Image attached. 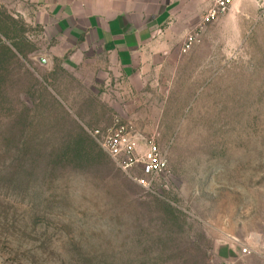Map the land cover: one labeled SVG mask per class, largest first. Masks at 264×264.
<instances>
[{"label": "rangeland", "instance_id": "obj_1", "mask_svg": "<svg viewBox=\"0 0 264 264\" xmlns=\"http://www.w3.org/2000/svg\"><path fill=\"white\" fill-rule=\"evenodd\" d=\"M11 8L0 5V264H264V0H230L165 87L125 99L102 56L69 65ZM115 124L138 150L153 140L165 171L123 170L91 135Z\"/></svg>", "mask_w": 264, "mask_h": 264}, {"label": "crops", "instance_id": "obj_2", "mask_svg": "<svg viewBox=\"0 0 264 264\" xmlns=\"http://www.w3.org/2000/svg\"><path fill=\"white\" fill-rule=\"evenodd\" d=\"M209 1L0 0V5L58 39L54 51L67 55L69 65L96 64L89 57L102 56L106 65H99L117 72L118 96L125 99L165 87L166 75L189 53L181 52L183 40L199 25Z\"/></svg>", "mask_w": 264, "mask_h": 264}, {"label": "built area", "instance_id": "obj_3", "mask_svg": "<svg viewBox=\"0 0 264 264\" xmlns=\"http://www.w3.org/2000/svg\"><path fill=\"white\" fill-rule=\"evenodd\" d=\"M229 2L230 0H214L213 7L209 8L202 16L199 25L185 35L181 46L182 53H187L199 42L196 29L223 13ZM91 135L96 138L109 156L118 160L123 170L128 171L134 167H139L142 174L148 177L161 174L167 168V160L153 140H148L141 150L136 148L138 139L127 125L115 124L103 131L93 130ZM138 181L145 185L144 179ZM255 240L257 239L250 236L247 241L238 242L240 255L248 256L254 253L253 241Z\"/></svg>", "mask_w": 264, "mask_h": 264}, {"label": "trees", "instance_id": "obj_4", "mask_svg": "<svg viewBox=\"0 0 264 264\" xmlns=\"http://www.w3.org/2000/svg\"><path fill=\"white\" fill-rule=\"evenodd\" d=\"M81 136H83V135H81ZM84 137V136H83ZM83 137H80L79 138V140H78V144L80 143V145L82 144V141L85 139V138H83ZM80 147V146H79ZM79 151V150H78ZM78 154H79V156H81V153L80 152H78ZM82 156H85V154L83 153L82 154Z\"/></svg>", "mask_w": 264, "mask_h": 264}]
</instances>
